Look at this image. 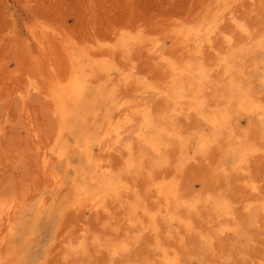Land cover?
Masks as SVG:
<instances>
[{
    "label": "rangeland",
    "instance_id": "1",
    "mask_svg": "<svg viewBox=\"0 0 264 264\" xmlns=\"http://www.w3.org/2000/svg\"><path fill=\"white\" fill-rule=\"evenodd\" d=\"M217 10L224 18L220 26L223 30L231 29L232 17L252 35L260 34L264 29V0H0V207L15 206L22 212L18 229L26 224L35 229L27 264H64L62 257L78 235L83 234L90 242L93 235L106 232L101 224H106L108 216L93 209H65L63 217L55 209L36 222L28 216L36 198L51 179L43 165L48 155V141L56 132V117L48 94L51 85L68 80L72 72L70 53L77 72H80L79 67L83 72L87 65L92 67L91 63L106 60L116 69L111 79L121 83L119 94L126 96L130 106L144 102L160 111L164 98L153 90L156 87L166 89L170 84L166 66L153 60L155 49L168 54L166 58L182 63L185 54L180 45L174 44V32L205 25L204 21L213 17ZM241 39L237 36L238 41ZM131 41L133 45L124 50L125 42ZM215 43L220 44L219 49L224 55L231 53L225 50L221 38L218 37ZM203 53V64L218 61L215 51L205 50ZM235 58L237 64L248 61L247 57ZM116 72L130 73L129 83L121 80ZM100 75L96 72L89 78L93 77L95 81L102 78ZM256 89L260 90L259 84ZM96 94V90L87 94L89 101ZM96 98L97 107L108 105L101 96ZM83 109L89 111L85 104ZM242 123L246 127L245 121ZM181 124L190 133L199 124V118L192 113ZM136 126L137 121H134L125 132L123 142L132 137ZM253 131L255 138L257 130ZM66 135V138L72 137ZM223 148L221 139L213 140L208 147H195L190 154L191 160L179 167L167 166L157 171L166 176L175 169L173 174L185 199L197 197L201 200L206 195L214 197L219 193L235 210V230L217 241L215 258L209 257L198 243L197 232L212 227L207 210L199 208L192 216L196 231L183 234L181 244L170 238L164 239L165 243L176 248L181 264H264V214L260 213L259 205V199H264V157L261 153L255 154L247 172H229V178L223 179L216 171L221 164H229L221 158ZM127 157V148L119 146L107 161L117 169ZM77 159L76 156L72 158V169L68 173L61 169L64 182L80 174L77 173L79 170L75 171L82 166ZM139 179L140 182L142 178ZM249 184L257 188L259 199L250 194ZM69 186H63L61 196L64 202L71 197L67 191ZM140 186L144 187V183ZM249 201L252 205L244 212L243 207ZM105 204L115 217L121 216L111 198L106 199ZM0 224V230H3L4 224ZM147 239L148 235H144L139 254H132L121 262L105 249L90 258L75 256L72 262L137 264L153 257ZM91 250L95 249L91 246Z\"/></svg>",
    "mask_w": 264,
    "mask_h": 264
},
{
    "label": "bare ground",
    "instance_id": "2",
    "mask_svg": "<svg viewBox=\"0 0 264 264\" xmlns=\"http://www.w3.org/2000/svg\"><path fill=\"white\" fill-rule=\"evenodd\" d=\"M213 13L201 27L174 32V44L180 45L185 54L182 63L166 58L168 54L155 49L153 60L166 66L170 84L168 89L156 87L153 90L164 98L160 111L144 102L130 106L126 96L119 94L121 83L111 79L116 69L106 60L91 63L92 67L87 65L89 69L83 72L79 67L80 72H77L72 63L73 55L68 52L72 72L65 83L51 85L48 94L56 117V132L48 141V155L43 165L51 179L28 216L36 222L55 209L61 213L60 217L65 215V209H93L108 216V220L101 224L106 232L93 235L90 242L83 234L78 235L62 257L64 264H77L72 262L73 257L90 258L104 249L121 262L132 254H139L144 235H148L146 243L152 248L153 257L137 264H181L176 248L164 241L170 238L181 244L183 234L196 231L191 219L199 208L209 211L212 223L211 228L197 232L198 243L209 257H216L217 241L234 232L235 210L219 193L214 197L206 195L201 200L185 199L178 189L175 169L166 176L157 173L167 166L179 167L191 160L195 147L205 148L219 139L224 147L221 158L229 163L216 169L223 179L229 178V172H247L255 154L261 153L264 157V29L252 35L232 17L231 29L223 30L220 26L224 18L218 10ZM217 36L231 53L224 55L219 49L220 44L215 43ZM237 36L242 37L241 41ZM125 43L127 51L133 42ZM205 50L215 51L218 61L203 64ZM238 56L247 57L248 61L237 64L235 57ZM96 72L102 78L93 81V77H89ZM130 76V73H118L127 83ZM257 84L260 90L256 89ZM95 90L97 94L89 101L87 94ZM100 96L107 106L97 107L96 97ZM127 103V107L119 110ZM84 104L89 111H84ZM98 108L101 111L97 112ZM192 113L199 118V124L188 133L181 122ZM134 121L137 126L132 130V137L123 142L125 132ZM243 121L246 127L242 126ZM253 129L257 130L255 138ZM66 134L72 137L66 138ZM119 146L127 148L129 157L116 169L107 158ZM75 156L82 164L75 170L80 174L64 182L61 169L68 173ZM139 178H142L140 182ZM66 185H70L67 191L71 197L64 202L61 193ZM248 191L254 198L260 195L254 185L249 184ZM108 198L116 203L122 217L110 213L105 204ZM259 200L260 213L264 214V199ZM250 202L244 205V212L249 211ZM16 209L15 206L0 207V222L4 224L0 230V264H27L28 261L35 229L30 224L18 229L22 212ZM91 246L95 250H91Z\"/></svg>",
    "mask_w": 264,
    "mask_h": 264
}]
</instances>
